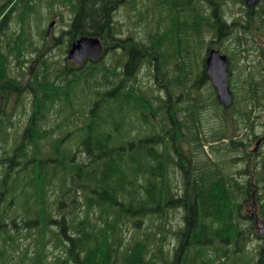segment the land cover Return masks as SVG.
<instances>
[{"label":"trees","instance_id":"1","mask_svg":"<svg viewBox=\"0 0 264 264\" xmlns=\"http://www.w3.org/2000/svg\"><path fill=\"white\" fill-rule=\"evenodd\" d=\"M230 1H143L142 19L158 11L154 28L122 38L116 12L137 10V0H0V264H256L244 254L241 208L262 201L264 216V153L249 151L259 136L245 134L247 180L237 189L238 141L204 52L229 38L254 49L264 37V0L258 9ZM64 8L72 18L53 46L96 37L105 55L117 49L115 64L74 69L67 58L48 56L42 24ZM146 68L152 85L143 87ZM24 99L28 120L15 130ZM208 109L214 123L206 121ZM204 122L212 123L208 133ZM178 169L186 174L182 196L171 185ZM172 212L181 214L174 230L167 227Z\"/></svg>","mask_w":264,"mask_h":264},{"label":"rangeland","instance_id":"2","mask_svg":"<svg viewBox=\"0 0 264 264\" xmlns=\"http://www.w3.org/2000/svg\"><path fill=\"white\" fill-rule=\"evenodd\" d=\"M139 3L137 6V10H132L131 7L127 5L121 6L115 15L116 22L118 24L119 30L122 31L123 36L122 38H126L127 36H134V37H142L144 35V31L146 28L152 29L154 28V24L156 19H152L151 17H158V11L153 10L150 12L149 16H151L149 19H142V14L139 11H144L146 9L145 4H143V1H148V0H137ZM151 2L150 6H153V0H149ZM228 2L230 0H227ZM260 2V1H259ZM231 3V4H230ZM228 6L226 7V13L229 16V21L232 22V14L237 10L236 7L231 6L233 3L230 1ZM231 6V7H230ZM242 8H245L246 5L243 3L239 4ZM44 7V6H43ZM231 8V9H230ZM60 9V8H59ZM62 15L61 17H52L49 18L48 20L44 21L42 24V31L45 30L47 31L49 29V26L54 23L52 32L50 33V36H47V42H48V47L50 48L48 50V56L52 58V60H58V61H63L65 58L68 57V43L64 40L60 42V45L53 46V39L54 38H59L61 35V32L63 29H66V26L69 24L71 18H72V13L68 11V9H61ZM242 11V10H240ZM238 11V12H240ZM147 11L144 12L146 14ZM237 17V15H236ZM147 26V27H146ZM31 31V38L34 40L35 43H40V36L38 35L37 31L35 28H33ZM246 39V38H245ZM256 46H264V37H257L256 42L254 43ZM220 46V48H218ZM217 45V48L220 49L223 53L228 52L233 54V51L236 50L238 51V57H233V75H232V80H230L231 83V88L234 92L235 95V103L232 107H234L232 114H231V109L229 110H224L225 111V116L226 120L229 123V126L231 128L232 133H235V135H239L244 133L248 134L249 136H253L254 134L259 136L257 139H255L251 144L248 149H254L256 146V141L260 138L264 137V107H260L264 104V60H262L259 57V53L256 51L258 48L256 46L255 50H250L248 51L246 49V45L243 43L240 47L237 46L235 43V40L233 39H227L224 41V43H220V45ZM248 48H252L250 45ZM115 50V49H113ZM112 50V51H113ZM117 50V49H116ZM115 50V51H116ZM244 50V51H243ZM114 51V52H115ZM243 51V53H242ZM110 52V51H109ZM107 53L105 57L103 58V61L105 63H114L113 61V53ZM235 52V51H234ZM204 57V56H203ZM32 61V60H31ZM29 61L27 65L24 67V71L27 72L25 75L26 77L28 76V73L30 72V68H32V63ZM15 62L13 61L12 63V72L14 71L15 68H17ZM14 75V74H13ZM255 77H252V76ZM150 76H148L147 73H140L139 75V81L141 86L146 87L148 85H152V82L150 80ZM257 80L259 85V90H255V85L252 83V80ZM229 83V85H230ZM230 88V89H231ZM155 89V94H157V88ZM255 91L257 92V95L259 96L260 102H257V99H255ZM24 103L27 107V112L24 113L22 112V109L19 107L18 112H15L14 114V129L18 130L19 127H23L27 120H28V114L30 110V104L28 99H24ZM253 110L251 114V123L247 122L245 120V114L249 110ZM206 115V121H214L215 119L213 118V113L212 110L208 109ZM235 119H239L238 122L235 121ZM247 124H246V122ZM214 123V122H213ZM212 123L209 122V124H202L203 129L205 130L206 133L209 132ZM240 126V129H237V126ZM211 126V127H210ZM251 126H254L253 129H251ZM14 135L16 134V131L13 130ZM242 136V137H243ZM261 140V139H260ZM210 147L211 145L206 144L204 148L210 152ZM261 151L264 153V141L260 144L258 151ZM212 156V153H210ZM214 160H217L216 156H212ZM236 169V166H234ZM172 217V224H166L167 227L170 226L171 229H176L178 227V223L180 222L181 219V214L177 212H172L171 213ZM132 235V231L127 234V237H130ZM254 243V242H253ZM246 250H248V253L255 258V260L258 258V248L256 247V243L252 245L246 246ZM257 249L256 252H254V249ZM57 253H59L57 251Z\"/></svg>","mask_w":264,"mask_h":264},{"label":"flooded vegetation","instance_id":"3","mask_svg":"<svg viewBox=\"0 0 264 264\" xmlns=\"http://www.w3.org/2000/svg\"><path fill=\"white\" fill-rule=\"evenodd\" d=\"M247 1V0H245ZM260 0H257L255 4L251 5L254 9H258L259 7V2ZM250 6H248L246 4V8H249ZM48 36H50V34H48ZM227 40V39H226ZM224 43V41H223ZM73 42L71 43L70 46H68V57L67 60L70 61L71 63H73L74 69H84L87 66H92V64L98 63L99 61H94L91 59H86L84 62L78 64L76 62H74L73 60L69 59V52L71 50ZM257 46V45H256ZM257 52L260 54L259 57L264 60V46H257ZM104 49L106 50V48L104 47ZM212 49H217V48H209L207 47L204 55H205V60L207 58L208 53L212 50ZM256 47L252 50H255ZM220 50V49H219ZM244 51V50H243ZM242 51V53H243ZM118 51H116L117 54ZM220 52L222 54H225L228 58V69L231 73L230 79H229V83L230 80H232V75H233V60L230 59V55L228 52L223 53L221 50ZM115 54V55H116ZM103 60V59H101ZM114 60V64H115V59ZM205 60H204V66H205ZM148 64H145V66ZM124 68L125 66H118L117 69L121 70L124 72ZM144 68V67H143ZM206 69V67H205ZM30 73V72H29ZM28 73V75H29ZM140 73H150L147 68L144 69L143 71H141ZM150 76V75H148ZM230 88H231V83H230ZM232 94H233V102L235 103V95L234 92L231 88ZM162 94V92H161ZM3 102V99L1 101V103ZM233 103V105H234ZM2 106V104H1ZM231 107L226 108L225 110H229ZM237 129H240V126H237ZM229 131H231V128L229 126ZM229 135L231 137V139H233L234 141H238V152H237V157H238V162L236 164H234L233 166H236V169L234 167H232V171L231 174H233L232 176L236 178L238 185H237V189H242L245 186V182L247 180L246 177V163H245V156H246V142H245V137L243 136L244 133L239 134V135H235V133L229 132ZM243 136V137H242ZM261 139V140H260ZM256 141V146L254 149H249V151L254 152L255 154H261L262 152L259 150L258 148L260 146V144L264 141V137L260 138ZM229 138L225 140V142L229 143ZM214 145H216V143H213ZM212 145V144H209ZM257 159H259V164H260V160H261V156H258ZM234 171V172H233ZM253 170H249V172H251ZM186 174H185V170L184 169H178L177 172H175V174H173L171 176V185L173 188V191L175 192V194H178L179 196H182L185 189H186ZM259 188H255V190H258ZM261 205H262V201H258V200H251L249 203H246L241 210L243 211L246 221H244L245 223H247L246 225H244V229L246 230V234H249V240L247 242V247L248 245H252L254 243H256V247L258 248V258L255 260L256 264H264V233L261 232V230H263L264 228V216H263V210H261ZM254 242V243H253ZM247 248H245V252L244 254L246 255H250L248 253V250H246ZM256 248L254 249V252H256ZM253 257V256H252Z\"/></svg>","mask_w":264,"mask_h":264},{"label":"water","instance_id":"4","mask_svg":"<svg viewBox=\"0 0 264 264\" xmlns=\"http://www.w3.org/2000/svg\"><path fill=\"white\" fill-rule=\"evenodd\" d=\"M257 0H247V5L251 6ZM54 23L51 24V30ZM104 47L99 38L83 36L76 39L69 52V59L80 64L87 58L97 61L101 59L104 53ZM206 73L217 90V96L220 103L229 107L233 103L232 95L228 86L230 72L228 70L227 57L221 55L219 51L212 50L206 60ZM264 233V228L261 230Z\"/></svg>","mask_w":264,"mask_h":264},{"label":"bare ground","instance_id":"5","mask_svg":"<svg viewBox=\"0 0 264 264\" xmlns=\"http://www.w3.org/2000/svg\"><path fill=\"white\" fill-rule=\"evenodd\" d=\"M23 1V0H22ZM28 6V5H27ZM27 6H25L24 8H26ZM3 7V6H2ZM0 11H1V9H0ZM2 12V11H1ZM29 13V12H28ZM0 14H2V13H0ZM1 16V15H0ZM2 17V16H1Z\"/></svg>","mask_w":264,"mask_h":264}]
</instances>
